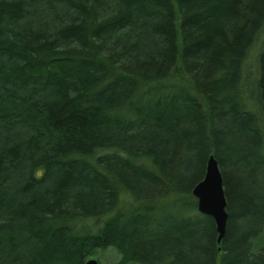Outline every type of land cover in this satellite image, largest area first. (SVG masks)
Segmentation results:
<instances>
[{"label": "trees", "instance_id": "obj_1", "mask_svg": "<svg viewBox=\"0 0 264 264\" xmlns=\"http://www.w3.org/2000/svg\"><path fill=\"white\" fill-rule=\"evenodd\" d=\"M263 28L264 0H0V264H264Z\"/></svg>", "mask_w": 264, "mask_h": 264}, {"label": "water", "instance_id": "obj_2", "mask_svg": "<svg viewBox=\"0 0 264 264\" xmlns=\"http://www.w3.org/2000/svg\"><path fill=\"white\" fill-rule=\"evenodd\" d=\"M191 193L196 199L197 210L213 219L216 241L219 242L225 232L227 213L220 171L211 155L207 157L203 177L193 186ZM84 264H97V260L88 258Z\"/></svg>", "mask_w": 264, "mask_h": 264}, {"label": "rangeland", "instance_id": "obj_3", "mask_svg": "<svg viewBox=\"0 0 264 264\" xmlns=\"http://www.w3.org/2000/svg\"><path fill=\"white\" fill-rule=\"evenodd\" d=\"M264 36V28L262 33L257 37L255 43L253 44V47L249 51L248 58L245 62V65L243 66V71L245 73H254L255 71V64L253 63V59L256 55V52L259 49V43L261 39ZM260 241L263 243L264 246V232L259 237ZM93 258H96L98 261V264H109L111 262L116 261L119 258L118 253L112 248V247H106L103 249H96L93 256ZM130 264H137V263H130Z\"/></svg>", "mask_w": 264, "mask_h": 264}, {"label": "bare ground", "instance_id": "obj_4", "mask_svg": "<svg viewBox=\"0 0 264 264\" xmlns=\"http://www.w3.org/2000/svg\"><path fill=\"white\" fill-rule=\"evenodd\" d=\"M96 259V258H95ZM97 260V259H96Z\"/></svg>", "mask_w": 264, "mask_h": 264}]
</instances>
